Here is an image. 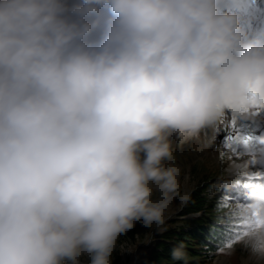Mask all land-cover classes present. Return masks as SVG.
I'll list each match as a JSON object with an SVG mask.
<instances>
[{
  "label": "clouds",
  "instance_id": "1",
  "mask_svg": "<svg viewBox=\"0 0 264 264\" xmlns=\"http://www.w3.org/2000/svg\"><path fill=\"white\" fill-rule=\"evenodd\" d=\"M255 2L0 0V264H112L137 221L166 230L191 199L169 137L264 114ZM249 186L226 207L264 258V180Z\"/></svg>",
  "mask_w": 264,
  "mask_h": 264
},
{
  "label": "rangeland",
  "instance_id": "2",
  "mask_svg": "<svg viewBox=\"0 0 264 264\" xmlns=\"http://www.w3.org/2000/svg\"><path fill=\"white\" fill-rule=\"evenodd\" d=\"M245 22L254 33H264V0H256L246 13ZM221 127L214 135L211 130H206L207 135L202 132V143L184 141L176 133L169 137L174 163L188 177L186 187L191 190V199L183 205L179 198L173 202L165 231L137 221L119 237L112 264H264V258L254 256L237 240L241 229L232 216L235 209L226 207L247 203L249 185L264 180V114L254 121L237 120L234 128L230 122ZM206 217L224 220L227 226L213 245L199 246L187 234L192 232L193 220ZM181 245L186 259L175 260L172 252ZM89 259L81 256L79 264H89Z\"/></svg>",
  "mask_w": 264,
  "mask_h": 264
},
{
  "label": "trees",
  "instance_id": "3",
  "mask_svg": "<svg viewBox=\"0 0 264 264\" xmlns=\"http://www.w3.org/2000/svg\"><path fill=\"white\" fill-rule=\"evenodd\" d=\"M208 212L210 214L214 213L213 209L209 208ZM217 214V213H216ZM215 217L216 215H212ZM193 229L191 233L187 234V237H191L195 240V243H197L199 246H202V244L206 245H213L218 238L221 236V229L226 228L225 221L217 218H200L199 220H193ZM202 242V243H201ZM197 249V248H195Z\"/></svg>",
  "mask_w": 264,
  "mask_h": 264
},
{
  "label": "snow or ice",
  "instance_id": "4",
  "mask_svg": "<svg viewBox=\"0 0 264 264\" xmlns=\"http://www.w3.org/2000/svg\"><path fill=\"white\" fill-rule=\"evenodd\" d=\"M234 126H235V122H233L232 127L234 128ZM229 139H231V137H229ZM255 162H256L255 159H253V160H252V163H255Z\"/></svg>",
  "mask_w": 264,
  "mask_h": 264
}]
</instances>
